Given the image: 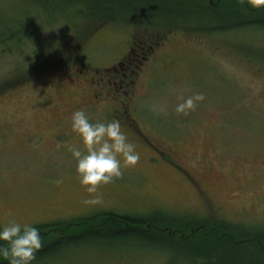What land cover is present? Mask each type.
Listing matches in <instances>:
<instances>
[{
  "label": "rangeland",
  "instance_id": "1",
  "mask_svg": "<svg viewBox=\"0 0 264 264\" xmlns=\"http://www.w3.org/2000/svg\"><path fill=\"white\" fill-rule=\"evenodd\" d=\"M127 1L0 0V223L9 216L59 223L40 233L48 245L90 228L63 229V222L102 212L200 218L198 186L227 215L250 208L248 219L264 230V28L245 24L264 19V8L237 0L216 8L205 0ZM137 36L154 50L119 93L100 73ZM195 92L204 101L176 113L175 104ZM78 108L93 122L120 120L140 152L99 188L95 204L85 203L96 194L79 182L69 151L72 143L84 147L71 129ZM95 220L91 226L100 225ZM247 223L235 224L232 235L253 231ZM157 243L84 233L47 247L31 264H191L176 240ZM262 255L253 263L264 264Z\"/></svg>",
  "mask_w": 264,
  "mask_h": 264
},
{
  "label": "clouds",
  "instance_id": "2",
  "mask_svg": "<svg viewBox=\"0 0 264 264\" xmlns=\"http://www.w3.org/2000/svg\"><path fill=\"white\" fill-rule=\"evenodd\" d=\"M254 2L258 7L264 6V0ZM204 99V92H195L176 103L174 110L187 114ZM70 121L72 131L84 147L72 143L69 151L75 160L79 182L88 193L96 194L87 197L85 203L95 204L101 200L99 188L122 175V164L135 165L140 152L118 119L93 122L84 108H78L70 114ZM42 246L40 230L32 222L9 216L0 223V257L8 264H31Z\"/></svg>",
  "mask_w": 264,
  "mask_h": 264
},
{
  "label": "flooded vegetation",
  "instance_id": "3",
  "mask_svg": "<svg viewBox=\"0 0 264 264\" xmlns=\"http://www.w3.org/2000/svg\"><path fill=\"white\" fill-rule=\"evenodd\" d=\"M133 44V43H132ZM154 47L148 41V39H141L139 36L136 37V43L134 46H128L125 54L116 59V61L109 63L105 68H103V72L100 75L108 74L106 80L109 84L115 86V91L119 93H125L127 83L135 82L139 75V71L141 69V64L147 59V54L152 52ZM97 74V72H96ZM99 77L101 82L104 81V77ZM118 110V108H116ZM116 110V111H117ZM120 114V112H118ZM193 195H195L197 199V210L198 213H202L200 218L188 219L186 220L192 221L191 227L186 231L181 230L176 227H171L169 225L164 224L162 216H158L156 214V221L159 222V225H154L151 222L144 223L142 226L140 224L130 225L134 228L135 231L144 232V230L149 228H154L157 231L164 230L168 237L175 240H189L195 241L199 237L208 238L212 237L218 244H216V248L213 250L200 251L201 253H196L193 255L194 258H200V260L193 262L192 264H240L239 260H234L232 263L224 262V256L228 255L230 257H238L241 251L246 253H252V256L259 249L264 251V230L260 228L258 223L252 222L248 219L251 215V209L248 207H239L231 211L234 217H229L232 215L228 213V207L226 205L215 204L213 202V198L208 196L201 187H196V190L193 191ZM214 215L215 217H212ZM119 216V215H118ZM124 216V215H120ZM244 217H247L246 219ZM173 218V217H172ZM172 218H166V220H170ZM176 220H183L182 218H173ZM241 219V221L239 220ZM122 221V220H121ZM130 221V220H128ZM124 222V221H123ZM131 222H133L131 220ZM240 222H248L246 225H250L253 227V231L248 234H244L240 237H234L232 232L234 233L236 229V225ZM262 223V221H257ZM236 224V225H235ZM264 225V222L262 223ZM146 226V227H144ZM240 227V226H238ZM258 227V228H256ZM214 235H210V232ZM231 232V233H230ZM223 235V236H221ZM223 237V238H222ZM159 236L155 239H147L142 238L143 240H147L149 242H159ZM156 245H159L156 243ZM209 255L211 257H209ZM203 258V260L201 259Z\"/></svg>",
  "mask_w": 264,
  "mask_h": 264
},
{
  "label": "trees",
  "instance_id": "4",
  "mask_svg": "<svg viewBox=\"0 0 264 264\" xmlns=\"http://www.w3.org/2000/svg\"><path fill=\"white\" fill-rule=\"evenodd\" d=\"M115 2L117 1H123V2H128L127 0H113ZM230 0H219V2L216 4V5H208L209 8H216V7H219L220 5H222L224 2H228ZM237 1H243L245 2L246 5H252L254 6L255 5V8L256 10L258 8H264V6H256L254 0H237ZM206 2V0H205ZM242 2V4L244 5V3ZM110 5H111V2H110ZM104 10H107V9H104ZM105 23V22H104ZM247 25H255V26H258V27H263L264 28V19L262 20H254V21H250V22H247L245 23ZM239 26H242V24H240ZM230 28H234V27H228V28H225V29H229ZM100 217V218H99ZM160 217V216H159ZM156 218L158 217H153L152 219H148V220H144V219H141V218H131L129 216H118L117 214H114V213H103V214H100V215H96L94 217H90V218H83V219H80V220H76L77 223H62L61 227H64L63 229H70L69 226H83L82 228H86V226H90V228L88 229H85L83 232H79V233H73V234H70V235H62L61 237H59V240L58 241H54L53 243H48L47 245V239L46 238H43L42 239V242L45 243L44 246H42L39 250H37L36 252V255H35V258L34 260H37L39 259L40 257H38L37 255H41V254H44V253H47V247H50L56 243H59L61 242L62 240H75V239H78L80 238V236L82 234H91V235H94V236H106V237H118V236H125V235H128V234H133V236H140L142 238H147V239H155L157 236L160 237L159 240L163 239L165 241H173V239H171V237H168L166 232L164 230H161V231H157V230H154L155 228L153 227L150 228V224H149V228L144 230V232H138V231H135L134 228L130 225H133V224H140L141 226L144 224V223H148V222H151L153 223L154 225H159V222L156 221ZM160 218H163V223L166 224V225H169L171 227H176V228H179L181 230V232L183 230H188L192 225V221H189V220H186V219H183V220H176V219H170V220H166L165 217H160ZM97 220L99 219V222H100V225L99 226H91L93 225L94 223H91L90 221H93V220ZM95 220V221H96ZM122 220V221H121ZM128 220H132L133 222H130ZM94 221V222H95ZM124 221V222H123ZM59 223H54V224H43V225H39L37 226L40 230V232H43L44 229H47V228H51V227H54L56 225H58ZM51 226V227H50ZM146 227V226H144ZM56 231V230H55ZM47 234V233H46ZM45 233H43V236H46ZM223 236V235H221ZM223 238V237H222ZM177 243L181 244V255H183L184 253L186 255L184 256H187L189 261L191 262V264L195 261H198L200 260V258H194L193 255L196 254V253H201L200 251H207V250H213L215 249L217 246L216 244H218L214 239H205V238H202V237H199L197 238L195 241H189V240H177ZM154 243H157L156 241ZM183 243H187V245L184 247ZM160 245V244H159ZM176 251V250H174ZM261 254H264V251H262L261 249H259L257 252H256V255L254 254L253 256H250L248 257V260L245 261L244 263H241L240 264H262L261 262H256V263H253V260H255V258H259L261 257L260 255ZM238 257H242V258H247L245 257L247 255L246 252L244 251H241L239 254ZM245 255V256H244ZM264 256V255H262ZM180 257V256H179ZM238 257H230L228 255L224 256V262H227V263H232L234 260H239V261H242L240 259H236ZM203 260V258H201ZM1 260H4V258L0 257V264H5L7 263L8 264V261L5 260V261H1ZM251 260V261H250ZM250 261V262H248Z\"/></svg>",
  "mask_w": 264,
  "mask_h": 264
}]
</instances>
